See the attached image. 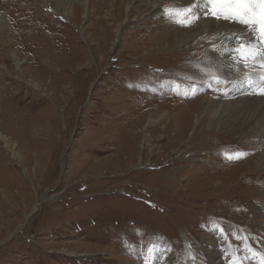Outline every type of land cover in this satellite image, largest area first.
<instances>
[{"label": "rangeland", "instance_id": "obj_1", "mask_svg": "<svg viewBox=\"0 0 264 264\" xmlns=\"http://www.w3.org/2000/svg\"><path fill=\"white\" fill-rule=\"evenodd\" d=\"M128 1L90 0L87 15L75 5L67 22L60 14L68 0L59 4L60 14L43 8V0H0V13L8 11L13 22L9 39L0 34V133L21 160L16 163L0 140V264H158L168 254L175 264H194L204 260L202 242L213 229H227L245 264H264L260 218L221 226L211 217H176L187 207L168 181L186 185L200 163L186 162L214 146L205 137L208 128L191 141L196 119L176 141L152 132L148 116L159 106L166 111L173 98L184 104L213 90L209 80L204 88L182 90L191 72L166 54L140 62L141 41L167 32L145 11L127 14ZM5 45L16 51L23 80L4 56ZM144 133L152 141L140 150ZM204 205L194 204V213Z\"/></svg>", "mask_w": 264, "mask_h": 264}, {"label": "bare ground", "instance_id": "obj_2", "mask_svg": "<svg viewBox=\"0 0 264 264\" xmlns=\"http://www.w3.org/2000/svg\"><path fill=\"white\" fill-rule=\"evenodd\" d=\"M43 1L45 2L43 8L49 5L54 13L60 14L57 12L59 4L64 0H58V3L52 0ZM89 1L68 0L67 8L60 15L70 22L69 16L73 13L75 5L87 15ZM186 3L187 0H133L132 2L129 0L125 9L129 15L136 14L140 10L147 12L152 19L163 24L167 32L163 39L157 40L153 36L154 38L147 37L142 40L143 42L141 41L138 52L143 53L142 57L139 56L142 64H147L146 61L152 60L155 56L157 58L166 54L168 60L182 70L191 72L190 79L180 83L182 90L188 89L189 92V87L191 89L192 85L199 89L204 88L206 86L204 83L208 80L213 90L201 99L197 98L184 104L172 97L169 106H165L167 109L164 110L165 112L162 110L164 106H159L148 116L147 125L151 126L152 132L160 131L162 140L170 138L176 141H182L186 134L190 133L191 120L196 119L193 123L196 124L197 131L191 133V141L197 137L204 138L203 133L208 128L205 137L209 139V144L214 146L201 158L186 162L189 164L200 162L197 166L194 165L193 171L188 172L186 185L179 186L174 179L168 181V189L175 188V196L182 194L187 207V210L180 208L175 215L178 217L182 215L181 212L188 213L185 219L188 218L189 222L197 221L200 217H211V221L217 220L221 222V226L222 223L223 226L231 223L235 226L239 223H248L253 218H260L264 233V94L260 87L264 84V67L259 63L260 59H264V51L260 53L255 63L251 57L241 60L242 50L238 49V43L250 42L253 46L257 44L256 33L243 24L217 19L209 11L208 15L201 14L199 20L185 27L175 23L172 17H168V14L161 10V7H181ZM203 11L202 7L201 12ZM164 16H167V19ZM11 23H13L12 17L8 11L0 13V34L5 33L8 39L12 34ZM120 27L121 24H118L116 34ZM230 37L237 39L229 40ZM261 47H264V43H261ZM4 48L6 51L4 56L14 60L17 79L23 80L21 62L16 51L10 52V49H6V45ZM207 58L210 59V64L204 63ZM142 66L144 65L139 66L141 73L145 72ZM194 69L196 72L193 71ZM249 80L256 86L250 87ZM26 83L30 88L41 92L37 83ZM172 92L174 94L177 91ZM199 113L202 114L200 118ZM145 117L146 115L141 119ZM141 119L134 121L131 127L140 124ZM162 122L165 124L160 129L158 125ZM149 138L150 135L144 133L140 150L149 148V143L152 141ZM0 140L20 165L21 160L14 146L1 133ZM190 153L189 157L196 158V152ZM238 157L241 158L237 159ZM208 160L210 162L204 163ZM213 184H215L214 189H212ZM254 196L257 200L251 203L250 198ZM197 203H205V205L194 213L197 208L194 204ZM226 230L213 229V233L205 236L202 242L204 260L200 263L196 261L194 264H245L232 247ZM184 239L189 244L188 238L184 237ZM217 242L221 245L219 248L215 246ZM67 253L76 255L74 252ZM188 253L193 256L194 252L192 250ZM78 257H82V254ZM173 257L174 254H168L158 259V264H175Z\"/></svg>", "mask_w": 264, "mask_h": 264}, {"label": "snow or ice", "instance_id": "obj_3", "mask_svg": "<svg viewBox=\"0 0 264 264\" xmlns=\"http://www.w3.org/2000/svg\"><path fill=\"white\" fill-rule=\"evenodd\" d=\"M209 11L217 19L243 24L256 33L255 46L250 42L237 45L238 49L242 50L241 60L251 57L255 63L260 53L264 51V47H261V43H264V0H187L184 6L165 9V13L172 17L175 23L185 27L199 20L201 14L208 15ZM234 39L237 38H229V40ZM259 63L264 67V59H260ZM249 86L256 85L249 80ZM260 87L264 94V84Z\"/></svg>", "mask_w": 264, "mask_h": 264}, {"label": "water", "instance_id": "obj_4", "mask_svg": "<svg viewBox=\"0 0 264 264\" xmlns=\"http://www.w3.org/2000/svg\"><path fill=\"white\" fill-rule=\"evenodd\" d=\"M36 212V210L35 211H32L24 220L26 221L29 217H31L34 213ZM20 230H17V232L16 233H18ZM15 233V234H16ZM15 234H13V235H11L7 240H9L10 238H12V237H14L15 236Z\"/></svg>", "mask_w": 264, "mask_h": 264}]
</instances>
